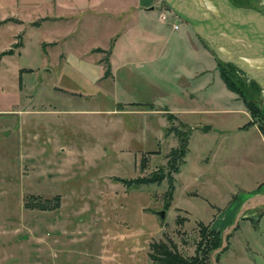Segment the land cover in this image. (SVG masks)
I'll list each match as a JSON object with an SVG mask.
<instances>
[{"label": "rangeland", "instance_id": "1", "mask_svg": "<svg viewBox=\"0 0 264 264\" xmlns=\"http://www.w3.org/2000/svg\"><path fill=\"white\" fill-rule=\"evenodd\" d=\"M230 1L264 13V0ZM13 16L11 0H0V52L12 48L19 33L24 42L21 54L0 61V119L10 118L6 110L25 109L32 98L18 93L19 68L32 69L24 72V80L93 97H76L66 105L53 94L34 101L37 107L45 101L59 111L79 110L49 115L52 122L65 120L68 126L65 134L50 128L65 148L52 146L45 156L19 152L22 135L15 138L11 128L8 133L0 129V264H160L152 258V245L159 242L175 245L188 264H211L213 250L221 246L223 231L242 204L264 194V80L217 58L210 48L217 66L210 87L198 92L197 101L187 100L181 94V71L193 62L183 44H174L157 88L121 77L113 88L111 82L101 87L86 80L85 66L78 71L80 64L58 62L59 48L43 54L40 42L61 34L65 26L24 29L11 22ZM65 43L60 49H81ZM249 64L264 74V61ZM220 72L229 87L215 78ZM126 99L155 101L160 110L127 108L107 115V109ZM166 107L178 117L169 119ZM182 143L186 153L171 173V193L166 179L138 185L117 180L148 177L159 169L167 173V155ZM55 196L60 198L55 209L25 206ZM216 261L264 264V205L243 212Z\"/></svg>", "mask_w": 264, "mask_h": 264}, {"label": "crops", "instance_id": "2", "mask_svg": "<svg viewBox=\"0 0 264 264\" xmlns=\"http://www.w3.org/2000/svg\"><path fill=\"white\" fill-rule=\"evenodd\" d=\"M204 1L203 3L207 4ZM162 2L164 3L163 0H11L14 16L10 18L11 22L24 26V29L65 26L61 34L52 35L40 42L43 54L49 56L50 48H59L56 53L58 62L80 64L78 71H82L85 66L86 80L101 87L111 82L113 88V83L116 85L121 77L125 80L141 79L147 87L157 88L156 79L165 68L164 60L170 57L168 55L170 47L174 44H183L182 46H185L183 53L189 54L193 64L185 66L181 71L184 75L181 76L184 78L181 94L187 100L197 101L200 99L198 92L210 87L208 84L212 79V72L217 67L216 62L210 47H207L208 44L205 45L204 40L196 34L191 25L174 16ZM162 12H165V19L160 17ZM2 21L3 19L0 23ZM178 30L180 33L177 35L175 32H179ZM65 41V44L70 42L81 49L78 52L60 49L61 43ZM12 46L7 49L12 50V53L3 55L0 61L4 56L21 54L24 42L20 33ZM31 70L18 69L17 89L19 94L24 92L32 95V98L27 99L25 109L16 107L6 110L11 115L5 120L0 119V129L8 133L11 132L8 128H11L13 131L10 135L15 138L22 135L20 140L22 149H19V152L28 149L33 157L39 154L45 156L52 146L59 150L65 148L62 140L58 139L56 134H52L50 128L56 126L65 134V127L68 126L65 120L52 122L49 115L57 116L61 115L59 112L65 114V111L71 113L79 110L70 108L59 111L45 101L37 107L33 104L34 101L41 100L40 96L47 98L53 94L66 105V101L70 99L85 95L92 98L93 95L72 91L61 85L24 80V72ZM45 70L50 72L48 69ZM218 77L220 75H216L215 78ZM195 96H198V99ZM127 108L144 113L160 110L155 101L126 99L115 103L114 107L106 111L107 115H114ZM93 109L92 112L102 111L100 108ZM166 110L175 118L178 117L170 109ZM159 123H162V120ZM23 139L27 141V145L23 144ZM262 205L264 194H257L256 200L248 209Z\"/></svg>", "mask_w": 264, "mask_h": 264}, {"label": "water", "instance_id": "3", "mask_svg": "<svg viewBox=\"0 0 264 264\" xmlns=\"http://www.w3.org/2000/svg\"><path fill=\"white\" fill-rule=\"evenodd\" d=\"M163 1L175 16L191 25L219 59L235 64L258 82L264 80V74L249 64L264 61V13L236 6L230 0H206L207 4L202 3L200 7L197 4L199 0ZM203 128L208 129L209 126L204 125ZM255 200L256 196H253L244 202L234 223L223 231L221 246L211 254L214 264H218L216 254L226 246L228 233ZM160 216H163L162 211Z\"/></svg>", "mask_w": 264, "mask_h": 264}, {"label": "trees", "instance_id": "4", "mask_svg": "<svg viewBox=\"0 0 264 264\" xmlns=\"http://www.w3.org/2000/svg\"><path fill=\"white\" fill-rule=\"evenodd\" d=\"M12 50H6L0 52V59L3 55L11 54ZM220 77L227 87H229V82L222 72H220ZM169 119H175L172 114L169 115ZM186 153L185 143H182L178 147H174L170 150L167 155V168L169 171L165 173L163 169H159V172L153 173L148 177H137L134 179L117 178L118 181L124 183L125 185H138V184H160L162 180L166 179L168 182V189L171 193L173 190V177L172 172L177 171V166L175 165L178 158H183ZM60 205V198L55 196L52 199H33L32 201H26L25 206L27 208H36L39 210H52ZM175 245H170L163 242H159L152 245L153 254L152 258L158 261L160 264H188L187 260L182 258L177 254L174 247ZM194 262V261H193ZM195 264V263H194ZM211 264H214L213 262Z\"/></svg>", "mask_w": 264, "mask_h": 264}, {"label": "built area", "instance_id": "5", "mask_svg": "<svg viewBox=\"0 0 264 264\" xmlns=\"http://www.w3.org/2000/svg\"><path fill=\"white\" fill-rule=\"evenodd\" d=\"M160 17H161L162 19H165V14H161ZM174 27L176 28L177 25H174Z\"/></svg>", "mask_w": 264, "mask_h": 264}, {"label": "bare ground", "instance_id": "6", "mask_svg": "<svg viewBox=\"0 0 264 264\" xmlns=\"http://www.w3.org/2000/svg\"><path fill=\"white\" fill-rule=\"evenodd\" d=\"M194 1H196V0H194ZM205 1H206V0H205ZM205 1H204V2H205ZM206 2H207V1H206ZM205 4H206V3H205ZM263 71H264V70H263ZM262 73H263V72H262Z\"/></svg>", "mask_w": 264, "mask_h": 264}]
</instances>
